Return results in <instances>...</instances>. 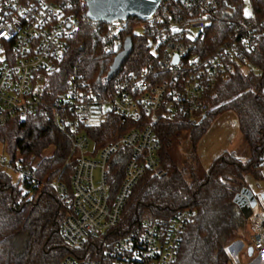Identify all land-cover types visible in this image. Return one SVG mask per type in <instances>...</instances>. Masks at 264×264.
<instances>
[{
	"label": "built area",
	"instance_id": "1",
	"mask_svg": "<svg viewBox=\"0 0 264 264\" xmlns=\"http://www.w3.org/2000/svg\"><path fill=\"white\" fill-rule=\"evenodd\" d=\"M90 1L0 0V127L48 118L70 138L75 161L69 186L48 176L39 180L34 167L14 165L6 156L0 157V168L22 181L50 186L65 203L60 234L75 254L60 264H87L90 259L94 264H174L194 214L147 216L122 232L125 207L147 174L164 175L160 124L185 117L195 125L210 110L218 83L249 68V55L264 36V21L242 18L217 43L212 32L221 19L219 0H163L140 26L150 55L144 66L120 70L112 79L107 75L98 92L76 77L57 92L55 75ZM106 24L102 41L115 59L124 51L128 20ZM115 121L114 138L97 145L93 131ZM120 152L128 158L116 187L113 157ZM259 167L264 168V154ZM248 227L254 252H263L262 198L252 208Z\"/></svg>",
	"mask_w": 264,
	"mask_h": 264
},
{
	"label": "trees",
	"instance_id": "2",
	"mask_svg": "<svg viewBox=\"0 0 264 264\" xmlns=\"http://www.w3.org/2000/svg\"><path fill=\"white\" fill-rule=\"evenodd\" d=\"M219 1L221 19L214 24L212 32L217 43L229 36L235 23L246 18L244 0ZM251 6L252 17L262 23L264 0H251ZM87 11L86 7L82 8L81 30L71 43L61 70L55 75L57 92L65 91L73 77L82 78L100 91L101 80L113 64V56L106 51L102 41L107 24L91 21ZM144 24L137 18L128 20L125 35L132 38L134 51L121 71L136 70L147 63L150 55L144 47V39L134 33ZM258 31L260 33L262 28ZM248 59V67L258 68L259 73L247 71L249 68L246 71L240 69L220 81L216 97L211 98L210 110L195 125L187 122L185 117L160 124L157 132L162 143L159 156L164 175L147 174L137 183L125 207L118 229L122 232L137 226L147 216H170L178 211L194 214L174 264H231L228 247L248 227V220L236 205L235 198L243 189H248L245 175L259 176L262 169L259 162L264 154V36L259 37L256 49ZM228 111L238 117L251 158L244 162L225 152L214 160L205 179L189 182L185 176L187 172L194 174V166L184 170L178 167L169 152L173 139L179 132L188 130L196 145L214 120ZM116 123L93 131L92 138L97 145L114 138ZM9 124L0 127V140L10 154V162L25 169L34 167L39 180L48 176L69 186L75 165L70 158V138L48 118L15 121L13 127ZM52 148L53 154L46 156ZM127 158L123 157V152L113 157L116 187L123 178ZM67 209L50 186L21 179L13 182L10 175L0 170V264H60L65 257L74 255L64 245L60 234ZM87 264L94 262L90 259Z\"/></svg>",
	"mask_w": 264,
	"mask_h": 264
},
{
	"label": "rangeland",
	"instance_id": "3",
	"mask_svg": "<svg viewBox=\"0 0 264 264\" xmlns=\"http://www.w3.org/2000/svg\"><path fill=\"white\" fill-rule=\"evenodd\" d=\"M246 13L249 14L246 15ZM252 15L253 9L251 6V0H244V16L246 18H250ZM134 33L141 37L144 35V30L143 28L138 27L135 29ZM247 71L253 72L255 74L259 73V69L253 66L249 68V70L247 69ZM216 94L217 93L215 90L212 96L213 99L216 97ZM14 124L15 121H12L9 125L10 127H13ZM93 149L94 145L92 144L90 151L92 152ZM169 152L181 170H184L191 165L194 166V174L192 175L191 173L187 172L185 176L189 182H192L194 179H205L207 172L209 171L214 160L225 152L234 154L237 158L243 160L244 162L251 158L249 144L240 130L237 115L232 111L224 112L219 115L214 120L208 132L199 140L196 145L191 138L190 131L184 130L179 132V134L173 139ZM52 154L53 148L49 149L45 153L46 156ZM1 156L10 158V154L7 151L6 146L0 140V157ZM17 159H19V156ZM0 170L4 171L1 168ZM10 176L13 182L19 181L17 174L11 173ZM245 183L248 189L255 194L259 201H261V195L264 193V168L260 169L259 176L250 173L246 174ZM246 233L249 234V238H246ZM238 235L240 236V242L246 243L247 245L251 244V234L248 227H246L245 230ZM232 249L233 247L231 249L229 248V251L233 256L231 264H245V260H249V264H264V251L255 252V254L250 257L249 253H240L239 251L233 252Z\"/></svg>",
	"mask_w": 264,
	"mask_h": 264
},
{
	"label": "water",
	"instance_id": "4",
	"mask_svg": "<svg viewBox=\"0 0 264 264\" xmlns=\"http://www.w3.org/2000/svg\"><path fill=\"white\" fill-rule=\"evenodd\" d=\"M163 0H92L88 3L87 17L93 22L112 23L115 20L127 21L137 18L147 21ZM133 52V40L126 39L124 51L113 61L108 73V79H112L122 68ZM264 93V90H263ZM264 200V193L261 195ZM236 205L240 208L244 218L248 220L252 214V208L257 204V197L249 189L245 188L237 194ZM249 256L254 255L253 247H250Z\"/></svg>",
	"mask_w": 264,
	"mask_h": 264
},
{
	"label": "crops",
	"instance_id": "5",
	"mask_svg": "<svg viewBox=\"0 0 264 264\" xmlns=\"http://www.w3.org/2000/svg\"><path fill=\"white\" fill-rule=\"evenodd\" d=\"M248 229H249V227H248ZM243 232V231H242ZM242 232H240V233H242ZM250 232V231H249ZM246 238H249V234H247L246 233ZM240 240V236H238V238L236 239V241H234L231 245H229L230 247H228V251H229V248L231 249L232 247H233V249H232V251L234 252H237V251H239L240 253H243V252H245V253H249L248 252V250H249V248L250 247H252V240H251V235H250V242H251V244L250 245H247L246 243H242V242H240L239 241ZM238 243V244H237ZM233 245V246H232ZM234 245H236V246H234ZM229 253H230V256H231V259H232V254H231V252L229 251ZM254 254H255V252H254ZM245 262V264H249L250 263V261L249 260H245L244 261ZM252 264V263H251ZM262 264V263H261Z\"/></svg>",
	"mask_w": 264,
	"mask_h": 264
},
{
	"label": "snow or ice",
	"instance_id": "6",
	"mask_svg": "<svg viewBox=\"0 0 264 264\" xmlns=\"http://www.w3.org/2000/svg\"><path fill=\"white\" fill-rule=\"evenodd\" d=\"M249 13H246V15H248Z\"/></svg>",
	"mask_w": 264,
	"mask_h": 264
}]
</instances>
